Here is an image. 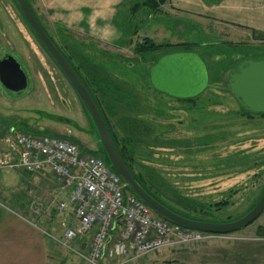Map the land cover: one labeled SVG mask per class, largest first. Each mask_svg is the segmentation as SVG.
I'll list each match as a JSON object with an SVG mask.
<instances>
[{"label": "rangeland", "instance_id": "rangeland-1", "mask_svg": "<svg viewBox=\"0 0 264 264\" xmlns=\"http://www.w3.org/2000/svg\"><path fill=\"white\" fill-rule=\"evenodd\" d=\"M27 1L54 43L90 85L117 140L133 137L127 145L133 171L165 189L159 191L166 203L215 223L237 220L254 206L264 190V117L244 115L230 95L213 89L190 102L154 92L148 69L165 53H134L135 45L144 40L139 39L137 29L146 22L137 15L142 7L133 11L136 0L123 4L116 18L123 33L117 45L48 25L39 4ZM0 18L5 30L0 43L18 54L30 81L28 92L15 93L19 96L15 99L4 98L0 90V139L9 137L12 129L69 140L82 153L99 149L78 98L11 0H0ZM155 44L193 45L191 52L205 63L212 86H222L225 75L238 62L264 60V44ZM127 122L141 125V131L128 129ZM93 155L105 163L101 152ZM43 176L0 171V264H58V260L89 264L87 253L76 247V239L65 241L66 231L74 230L76 221L72 216L65 219L67 212L57 210V204L67 199L61 184L50 174ZM179 198L191 203L184 204ZM221 203L227 206L217 208ZM261 228L264 212L241 231L162 250L131 264H264Z\"/></svg>", "mask_w": 264, "mask_h": 264}, {"label": "built area", "instance_id": "built-area-1", "mask_svg": "<svg viewBox=\"0 0 264 264\" xmlns=\"http://www.w3.org/2000/svg\"><path fill=\"white\" fill-rule=\"evenodd\" d=\"M0 171L49 173L63 190L70 189L57 210L71 211L74 230L65 241L93 233L85 260L131 264L150 254L210 240L214 235L174 226L126 192L119 177L102 159L82 153L66 139L11 133L0 139ZM106 164V165H105Z\"/></svg>", "mask_w": 264, "mask_h": 264}, {"label": "water", "instance_id": "water-1", "mask_svg": "<svg viewBox=\"0 0 264 264\" xmlns=\"http://www.w3.org/2000/svg\"><path fill=\"white\" fill-rule=\"evenodd\" d=\"M11 1L38 45L75 93L89 119L94 137L97 138L99 144V150L106 158L109 167L119 177L131 195L143 203L158 218L182 229L205 234H232L250 226L259 218L264 212V192L249 212L237 220L225 223H207L185 219L153 199L134 180L121 159L90 93L37 22L26 1ZM7 64H11L12 67H8ZM9 70H13V72L7 73ZM148 75L152 89L169 98L181 101L190 100L208 89H213L230 95L245 112L253 115H264V60L247 59L238 62L227 72L222 86L209 84L207 67L201 57L194 52H177L164 55L150 67ZM16 79L18 80L17 84H15ZM0 84L16 94L28 92V74L15 58L10 57L0 62ZM61 121L72 124L66 119Z\"/></svg>", "mask_w": 264, "mask_h": 264}, {"label": "crops", "instance_id": "crops-1", "mask_svg": "<svg viewBox=\"0 0 264 264\" xmlns=\"http://www.w3.org/2000/svg\"><path fill=\"white\" fill-rule=\"evenodd\" d=\"M35 1L45 12L43 19L48 25L73 30L108 45H117L122 41L123 33L116 18L128 0ZM136 1L135 5L138 6L133 8L134 13L142 7L137 15L146 18L144 26L137 29L139 39L143 37L154 43L170 42L172 45L219 44L226 41L230 44L256 43L258 47L264 44V0H168L155 11L144 5L142 0ZM37 20L50 36L42 18ZM96 149L86 153L93 155L100 152ZM47 174L44 173L43 177H47ZM70 189L63 190L66 197ZM66 216L67 220L70 216L73 218L71 211ZM92 235L75 241L79 251L87 253L86 246H89ZM57 263L66 264L61 260Z\"/></svg>", "mask_w": 264, "mask_h": 264}, {"label": "trees", "instance_id": "trees-1", "mask_svg": "<svg viewBox=\"0 0 264 264\" xmlns=\"http://www.w3.org/2000/svg\"><path fill=\"white\" fill-rule=\"evenodd\" d=\"M27 5L29 6L32 14L34 15L35 19L37 20V17L35 16L34 12L32 11L29 3L27 0H25ZM143 4L146 5L149 9L155 11L157 10L160 6L164 5L168 0H143ZM38 22V20H37ZM39 23V22H38ZM26 25V24H25ZM41 26V25H40ZM27 27V26H26ZM43 29V28H42ZM46 33V32H45ZM47 34V33H46ZM50 38V40L53 42V44L57 47V49L60 51V53L64 56V58L66 59V61L70 64V66L73 68V70L76 72V74L78 75V77L80 78V80L83 82L84 86L86 87V89L88 90V92L90 93L92 99L94 100L98 110L100 111L103 119H104V122L107 126V129L112 137V140L118 150V153L121 157V159L123 160L124 164L126 165V167L128 168V170L130 171V173L132 174L134 180L153 198L155 199L158 203H160L161 205H163L164 207H166L167 209H169L170 211H172L173 213L185 218V219H189V220H192V221H199V222H207V223H215L213 221H209V220H206L204 218H201V217H195L193 214L191 213H185V212H182L181 210L179 209H176L174 207H172L171 205H169L168 203H166V201H164L162 199V197L160 196L161 193L160 191H163L165 189H159L157 188L159 186L158 185H155L157 183L154 182L153 179L151 178H148V182L144 181L142 177L138 176L137 174L134 173L133 171V159H132V155L130 153V150L129 148L127 147V145L130 143V142H133V137L132 136H129L128 135V138L126 139H123L122 141H118L116 136L114 135V133L112 132L107 120H106V117L103 113V110L101 109V105L100 103L98 102L97 98L95 97L94 93L92 92V89L90 87V85L87 83V81L83 78V76L80 74V72L78 71V69L72 64V62L70 61V59L62 52V50L54 43V41L52 40V38L50 36H48ZM192 47L193 45H181V46H171V45H156L155 43H153L151 40H148V39H144L142 40V42L138 43L135 45L134 47V53L137 55V56H145V55H150V54H153V53H156V52H161L163 51V53H173L174 50H177V48H181L183 49L184 51L183 52H191L192 50ZM109 87L111 88L112 86L109 85ZM117 98V97H116ZM182 101H186V102H190L192 101V99L190 100H182ZM241 110L243 111V114L244 115H253V114H250V113H247L245 112L242 108ZM259 116H262L264 117V115H259ZM125 126L128 128V129H135L137 132L141 131V125H137V124H133V125H130L128 124V122L125 124ZM101 152V151H100ZM102 154V152H101ZM104 156V155H103ZM104 161L105 163L109 166L106 158L104 157ZM27 174V173H26ZM160 190V191H159ZM264 190L262 191V193L260 194V196L258 197V199L256 200V203L254 204V206L257 204V202L259 201L261 195L263 194ZM164 194V193H162ZM165 195V194H164ZM181 202H183L184 204H189L191 203L189 200H186L184 198H179ZM169 201V200H168ZM170 202V201H169ZM227 206L226 203H221V204H217L216 207L217 208H222V207H225ZM253 206V207H254ZM252 207V208H253ZM250 208V210L252 209ZM249 210V211H250ZM248 211V212H249ZM246 214V213H245ZM244 214V215H245ZM243 216V215H242ZM241 216V217H242ZM240 218V217H239ZM231 221H234V220H229V221H225V222H231ZM223 222V223H225ZM259 231L261 232V237H264V229H259Z\"/></svg>", "mask_w": 264, "mask_h": 264}, {"label": "flooded vegetation", "instance_id": "flooded-vegetation-1", "mask_svg": "<svg viewBox=\"0 0 264 264\" xmlns=\"http://www.w3.org/2000/svg\"><path fill=\"white\" fill-rule=\"evenodd\" d=\"M1 19V18H0ZM0 34L1 35H3L4 36V34H5V30H4V28H3V24H2V22H1V20H0ZM6 50H8L6 47H5V44H2V43H0V62L1 61H3V60H5V59H9L10 57H13V58H15V59H17V61H19L20 59H19V57H18V54H16V53H13V52H10L9 50L8 51H6ZM7 66L8 67H12V65L11 64H7ZM5 70V69H4ZM6 72V71H5ZM13 72V70H9L7 73H12ZM6 74V73H5ZM11 78V77H10ZM10 78H8V80L10 81ZM18 83V80L16 79L15 80V84H17ZM8 86H10V85H8ZM15 87H18V85H15ZM12 88V87H11ZM0 90H1V93H2V95H3V97L4 98H7L8 100L9 99H13L14 97H17V95H15V93H13V92H11V91H9V90H7L4 86H2L1 84H0ZM197 98V97H196ZM195 99V98H194Z\"/></svg>", "mask_w": 264, "mask_h": 264}, {"label": "bare ground", "instance_id": "bare-ground-1", "mask_svg": "<svg viewBox=\"0 0 264 264\" xmlns=\"http://www.w3.org/2000/svg\"><path fill=\"white\" fill-rule=\"evenodd\" d=\"M173 53H177V52H173ZM167 54H171V53H167ZM167 54H165V55H167ZM163 56H164V55H163ZM161 57H162V56H161ZM161 57H160V58H161ZM16 60H17V59H16ZM18 62L21 64L23 70H25V67H24L23 63L21 62V60H19ZM155 63H156V62H154L153 64H155ZM153 64H152V65H153ZM152 65H151V66H152ZM151 66H150V67H151ZM150 67H149V69H150ZM149 69H148V72H149ZM148 79H149V75H148ZM149 83H150V82H149ZM150 86H151V85H150ZM17 97H19V96H17ZM14 99H15V98H14ZM9 132H10V134H11V133H22V131H21V132H17V131L12 130V129H11ZM10 134H9V135H10Z\"/></svg>", "mask_w": 264, "mask_h": 264}]
</instances>
